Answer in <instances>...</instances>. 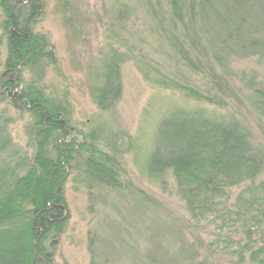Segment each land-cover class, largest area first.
Returning <instances> with one entry per match:
<instances>
[{"label": "trees", "instance_id": "obj_1", "mask_svg": "<svg viewBox=\"0 0 264 264\" xmlns=\"http://www.w3.org/2000/svg\"><path fill=\"white\" fill-rule=\"evenodd\" d=\"M112 5L111 25L133 38L124 23L129 6L117 0ZM146 7L152 44L163 49L161 60L143 54L142 40L140 57L117 48L104 54L89 82L100 115L113 113L119 103L120 65L131 58L156 88L217 107H224L217 95L223 93L218 67L231 59L264 62V0H161ZM0 10L6 49L0 59V264H54L69 220L65 179L72 175L92 200L94 191L133 194L121 165L128 152L135 159L140 155L146 178L164 191L172 179L190 217L217 228L214 245L222 241L236 264H264V182L251 187L264 169V149L253 144L248 128L235 117L179 107L162 115L149 135L145 126L131 136L101 119L87 122L84 131L73 130L65 106L43 90L45 69L56 64V56L47 37L35 31L40 0H0ZM118 33L107 38L113 41ZM24 70L32 75L28 82H22ZM195 76L202 88L192 82ZM256 93L264 100L263 91ZM5 106L29 116L24 145L13 141ZM247 182L232 200L230 189Z\"/></svg>", "mask_w": 264, "mask_h": 264}, {"label": "rangeland", "instance_id": "obj_2", "mask_svg": "<svg viewBox=\"0 0 264 264\" xmlns=\"http://www.w3.org/2000/svg\"><path fill=\"white\" fill-rule=\"evenodd\" d=\"M113 1L40 0L42 16L35 31L47 37L56 56V64L45 69L43 90L46 96L65 106L73 130L84 131L87 122L101 119L131 136H137L140 128L145 126L149 135L153 131L151 128L169 110L195 107L208 113L235 117L250 130L253 144L264 149V100L255 94L264 92V62L256 58L231 59L223 68L217 66V74L222 78H216L223 91L217 95L224 101V107L187 100L177 92L156 88L143 78L132 58L140 57L142 40L143 54L148 53L154 59L156 55L161 60L163 49L152 44L146 24V5H157L161 0H117L129 6V18L124 23L133 38L126 37L117 26L111 25L116 7L113 9ZM2 18L0 10V36L4 37ZM117 32L111 38L113 41L107 38ZM4 39L1 61L6 56ZM113 48L132 58L120 65L122 97L119 103L113 113L100 115L90 98L89 82L94 68L100 67L103 55ZM128 48H131L129 53ZM212 69L215 75V66ZM31 78V73L22 72V82ZM192 80L200 88L204 85L199 76ZM4 110L12 119L9 130L13 141L24 145V127L29 116L8 106ZM140 161V155L135 159L129 152L121 158L124 178L131 183L133 194L105 191L98 194L94 191L92 200L85 188L72 180V175L65 179L63 186L69 220L54 251V264H92V261L94 264H152L151 258L177 264L191 261L236 264L233 255L222 248V241V245H214L219 237L217 228L190 217L183 202L175 195L172 179L167 178L164 191L146 178ZM261 182H264V169L251 187ZM245 186H250V182L230 189L231 199H235ZM260 230L264 232V226ZM224 232L221 231L220 236L223 237Z\"/></svg>", "mask_w": 264, "mask_h": 264}]
</instances>
